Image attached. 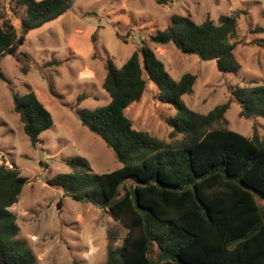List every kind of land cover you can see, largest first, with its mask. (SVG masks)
<instances>
[{
	"label": "trees",
	"instance_id": "obj_1",
	"mask_svg": "<svg viewBox=\"0 0 264 264\" xmlns=\"http://www.w3.org/2000/svg\"><path fill=\"white\" fill-rule=\"evenodd\" d=\"M73 6L74 0H0V61L6 55L17 61L28 57L21 46L30 31ZM236 27V13L221 15L218 22L208 16L201 23L176 13L150 39L173 43L201 60H215L220 72L237 73L241 64L236 45L228 42ZM253 31L264 32V25ZM96 40L95 31L94 45ZM259 43L264 45V39ZM0 79L8 81L1 68ZM147 79L158 85L157 98L177 110L175 117L167 118L170 136H181L174 141L135 128L126 115L144 96ZM196 79L191 72L174 78L142 42L120 68L107 60L102 87L110 102L75 110L82 125L100 136L122 165L96 173L85 158L72 157L67 160L71 171L47 182L75 200L108 208L128 228L122 246L109 245L106 264H264V137L231 129L225 116L237 101L240 117L264 118V83L230 85L226 101L201 113L183 99ZM50 89L62 97L52 85ZM12 98L36 147L40 134L54 125L52 114L32 89L13 90ZM26 182L18 167L0 163V264H39L17 238L20 227L10 210Z\"/></svg>",
	"mask_w": 264,
	"mask_h": 264
},
{
	"label": "rangeland",
	"instance_id": "obj_2",
	"mask_svg": "<svg viewBox=\"0 0 264 264\" xmlns=\"http://www.w3.org/2000/svg\"><path fill=\"white\" fill-rule=\"evenodd\" d=\"M94 13V14H90ZM189 15L197 23L206 17L215 22L221 15L236 13L237 27L228 42L234 43L241 64L237 73H223L215 60H201L183 53L173 43L158 44L150 35L164 29L173 14ZM19 28V22L12 18ZM264 0H74V6L59 18L30 31L17 61L6 55L0 68V163L18 167L27 178L19 201L10 207L20 227L17 238L30 249L39 264H106L109 245H123L128 228L108 208L75 200L47 181L71 171L67 160L85 158L96 173L121 167L114 151L97 134L82 125L76 109H95L108 104L102 83L107 60L120 68L145 42L179 79L197 75L193 90L183 96L186 104L207 113L230 96L229 86L251 81L264 83ZM97 32L95 45L92 34ZM25 67L26 70L22 69ZM92 70V76L83 74ZM62 97L53 95L50 87ZM34 90L52 114L54 125L40 134L34 147L14 110L12 91ZM158 85L147 79L144 96L126 109L135 128L166 141L171 137L167 118L174 106L157 98ZM80 95L85 98L78 100ZM233 101L225 116L228 126L244 135L264 137V118L239 116Z\"/></svg>",
	"mask_w": 264,
	"mask_h": 264
},
{
	"label": "crops",
	"instance_id": "obj_3",
	"mask_svg": "<svg viewBox=\"0 0 264 264\" xmlns=\"http://www.w3.org/2000/svg\"><path fill=\"white\" fill-rule=\"evenodd\" d=\"M83 74H87V75H89V76H92L93 74H92V70H90V69H87V71L86 70H84L83 72H82Z\"/></svg>",
	"mask_w": 264,
	"mask_h": 264
}]
</instances>
